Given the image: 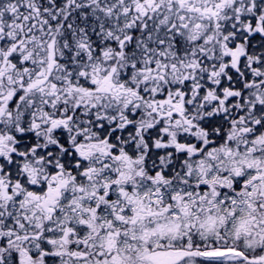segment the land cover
Instances as JSON below:
<instances>
[{
	"label": "snow or ice",
	"instance_id": "obj_1",
	"mask_svg": "<svg viewBox=\"0 0 264 264\" xmlns=\"http://www.w3.org/2000/svg\"><path fill=\"white\" fill-rule=\"evenodd\" d=\"M0 264H264V0H0Z\"/></svg>",
	"mask_w": 264,
	"mask_h": 264
}]
</instances>
